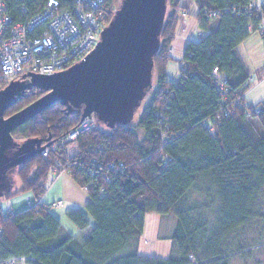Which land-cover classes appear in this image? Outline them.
<instances>
[{"label":"trees","instance_id":"16d2710c","mask_svg":"<svg viewBox=\"0 0 264 264\" xmlns=\"http://www.w3.org/2000/svg\"><path fill=\"white\" fill-rule=\"evenodd\" d=\"M46 1L3 0L13 22L27 21ZM56 1L61 12L77 4ZM120 1L107 0L97 11L101 22L110 23ZM193 1L201 35L188 41L177 60L168 49L185 8L181 0H167L160 47L153 57L154 87L130 124L106 129L97 122L63 143L80 125L81 110L68 113L56 103L13 131L18 144L37 138L45 146L50 136V145L46 158L39 153L16 165V183L0 198L1 259L24 257L29 264H231L236 255L250 254L233 236L259 221L264 232V100L245 101L251 80L237 47L256 33L264 10L250 7L255 0ZM172 60L181 66L178 79L170 82L166 69ZM5 86L0 81V90ZM43 94L35 87L25 90L4 116ZM57 172H66L89 195L87 217L76 209L65 214L80 230L75 236L41 203ZM25 195L35 205L26 203L17 213L2 210V201ZM148 214L175 217L167 258L142 252Z\"/></svg>","mask_w":264,"mask_h":264},{"label":"water","instance_id":"95a60500","mask_svg":"<svg viewBox=\"0 0 264 264\" xmlns=\"http://www.w3.org/2000/svg\"><path fill=\"white\" fill-rule=\"evenodd\" d=\"M167 0H121L110 23L100 32L96 47L62 72L51 76L30 75V81H13L0 90V198L15 185L16 165L36 156L50 145L44 140L13 139V131L59 103L81 110L80 120L94 115L106 129L128 125L146 94L153 88V57L160 47V34ZM44 92L33 103L9 117L25 90Z\"/></svg>","mask_w":264,"mask_h":264},{"label":"built area","instance_id":"2783aa9c","mask_svg":"<svg viewBox=\"0 0 264 264\" xmlns=\"http://www.w3.org/2000/svg\"><path fill=\"white\" fill-rule=\"evenodd\" d=\"M76 2L72 11L61 12L56 0H47L40 11L27 21L13 22L6 14V5L0 0V81L8 85L13 81H30L32 74L54 75L81 61L96 47L100 32L107 25L101 22V14L97 11L105 6L107 0ZM250 7L261 13L264 0L251 2ZM260 15L258 30L264 40V13ZM96 122L93 115L84 119L77 129L69 131L62 142L75 140L80 132L95 127ZM47 151L48 147L40 154L46 158ZM56 171L53 170L54 173ZM61 204L60 201L53 206L60 207ZM33 205L34 199L27 202V206ZM0 264L29 263L26 258L19 257L0 258Z\"/></svg>","mask_w":264,"mask_h":264},{"label":"rangeland","instance_id":"374dc122","mask_svg":"<svg viewBox=\"0 0 264 264\" xmlns=\"http://www.w3.org/2000/svg\"><path fill=\"white\" fill-rule=\"evenodd\" d=\"M180 13L182 14V16L189 17V14H187L184 11H181ZM193 20L195 21L194 18ZM177 28H178V24L176 25L175 30ZM192 30H193L192 33L194 32L195 37H197L198 35H201V33L196 27L195 29H192ZM255 34H258V36L260 37L261 46L264 49V40L262 39L260 35V31L257 30L256 33H253L251 35H254L255 37L256 36ZM174 36L176 37V31L174 33ZM175 37L171 42L170 48L168 49V51L170 52V55L172 56L176 55L175 51H173V47L175 49L178 48V45L175 41L176 40ZM178 49H176V51ZM243 51L241 50L242 57L246 60V63H248V65L250 63V67H252L253 64H251V62L248 61L247 54H244ZM177 53L179 55L180 51H177ZM177 60H180V58ZM180 64L181 63L175 60H172V62L168 64L167 69H166L168 81L171 82L173 80L178 79V76H179L178 71L181 66ZM263 77H264V71H263ZM154 80H155V77H153V83H152L153 87H154ZM145 99L143 100V103L145 102ZM61 175L62 177L59 180V182H60V190H61L62 196L58 199H54V201L62 200V201L67 202L75 197H78L77 196L78 194L80 196H86L89 198V195L86 194L85 188H80L78 185H76L72 177L70 175H67L66 172H59L58 174L54 175V178H57ZM50 182L51 181L49 180L47 184L48 189L50 187L49 186ZM27 195L21 196V197L26 199L25 197ZM21 197H18V198L16 197L14 198V200L2 201L1 202L2 210L6 212L10 210V207H11L14 213L22 211L23 209L20 208L19 206ZM52 213L56 216V218H58L61 222H63L64 214L58 213L55 210H52ZM261 224L262 223L260 221L255 222L254 224L251 223L248 227H245L243 229L244 231L242 230L235 231L236 233H234V236H233L234 242L237 245L238 244L244 245V248L246 247V249L250 250L249 252L250 254L245 255V257H241V255H236L231 260V264H264V232L261 231ZM72 225L74 224L72 223ZM144 225H145V228L143 232L144 237H143V242H142V247H143L142 252L147 256L150 255V256L163 257V258L169 257L170 248H171L170 238L176 226L175 217L172 214H169L168 216L160 215V214H148Z\"/></svg>","mask_w":264,"mask_h":264},{"label":"crops","instance_id":"0c3cea01","mask_svg":"<svg viewBox=\"0 0 264 264\" xmlns=\"http://www.w3.org/2000/svg\"><path fill=\"white\" fill-rule=\"evenodd\" d=\"M183 8H185V12L189 14V17L182 16V14H178L177 19L178 21V28L176 29V37L175 41L178 45L177 51H180V54L178 55L176 49L173 47V51H175L176 55H173L175 59H181L182 54L184 53V48L188 41H190L192 38H194V32L192 33V29H195L196 27V22L193 20V16L197 14L198 8L195 7V4L193 0H181ZM195 31V30H194ZM250 35L248 39H246L245 42L240 44L237 49L238 53L240 56V59H242L245 70L250 75V89L248 90V93L245 95V101L250 103V104H257L260 103V101L264 100V77H263V71H264V49L261 46L260 42V37L258 34ZM241 50L243 51L244 54H247V59L251 64H253L252 67H250V63H246V60L242 57L241 55ZM252 57V58H250ZM52 180H50V187L47 190V192L44 194L41 203L45 206H48L50 208V212L52 213V210L57 211L58 213L64 214L63 222L60 221V223L63 225L65 229H67L68 233L72 236L77 235L80 230L76 228L68 218L65 217V214L68 211H71L73 209L79 210L82 212L86 217H87V212L85 209V205L89 202V198L86 196H80L79 194L77 195L78 197H75L71 199L70 201H62V200H57L54 201V199L60 198L61 195V190H60V182L59 180L61 179L62 175L54 178L52 176ZM23 197L20 200L19 206L23 210L26 207L27 201L31 200V197ZM62 202L60 207H55L53 206L54 203L57 202ZM18 208V207H17ZM10 210L13 211L10 207ZM53 214V213H52ZM54 215V214H53ZM55 216V215H54ZM56 217V216H55Z\"/></svg>","mask_w":264,"mask_h":264}]
</instances>
